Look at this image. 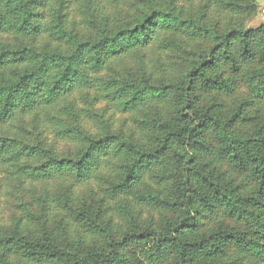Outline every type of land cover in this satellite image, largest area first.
I'll list each match as a JSON object with an SVG mask.
<instances>
[{"label":"trees","instance_id":"1","mask_svg":"<svg viewBox=\"0 0 264 264\" xmlns=\"http://www.w3.org/2000/svg\"><path fill=\"white\" fill-rule=\"evenodd\" d=\"M256 12L0 0V264H264Z\"/></svg>","mask_w":264,"mask_h":264},{"label":"rangeland","instance_id":"2","mask_svg":"<svg viewBox=\"0 0 264 264\" xmlns=\"http://www.w3.org/2000/svg\"><path fill=\"white\" fill-rule=\"evenodd\" d=\"M264 23V0H257V12L252 15L247 21V28H255ZM94 96V90L90 91V98ZM90 100V99H89ZM94 104L93 110H98L103 108V102H98L96 100L92 101ZM118 117L117 119H119ZM116 119V120H117Z\"/></svg>","mask_w":264,"mask_h":264}]
</instances>
